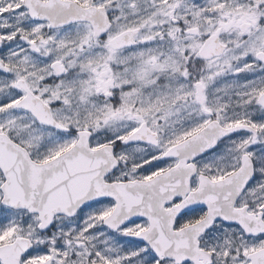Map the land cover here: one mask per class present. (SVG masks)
I'll use <instances>...</instances> for the list:
<instances>
[{"label": "snow or ice", "instance_id": "obj_1", "mask_svg": "<svg viewBox=\"0 0 264 264\" xmlns=\"http://www.w3.org/2000/svg\"><path fill=\"white\" fill-rule=\"evenodd\" d=\"M0 264H264V0H0Z\"/></svg>", "mask_w": 264, "mask_h": 264}]
</instances>
